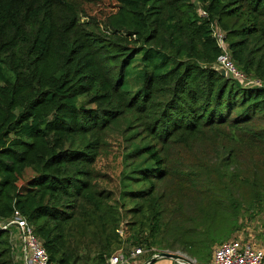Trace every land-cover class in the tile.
<instances>
[{
    "label": "trees",
    "instance_id": "obj_1",
    "mask_svg": "<svg viewBox=\"0 0 264 264\" xmlns=\"http://www.w3.org/2000/svg\"><path fill=\"white\" fill-rule=\"evenodd\" d=\"M95 1L0 0V220L24 217L50 264L134 247L207 262L264 211V86L214 69L211 27L264 81V0H110L82 21ZM110 152L116 189L97 183Z\"/></svg>",
    "mask_w": 264,
    "mask_h": 264
},
{
    "label": "built area",
    "instance_id": "obj_2",
    "mask_svg": "<svg viewBox=\"0 0 264 264\" xmlns=\"http://www.w3.org/2000/svg\"><path fill=\"white\" fill-rule=\"evenodd\" d=\"M199 14L202 17L207 16L206 11L202 8L199 9ZM211 35L220 49L216 64L224 68L226 76L246 85L264 86V81L246 75L234 63L225 32L221 28L213 24ZM0 229L9 231L13 251L16 250V245L19 246L21 252L20 264H50L48 253L42 246L41 240L34 233L28 221L18 212H15L8 219L0 220ZM159 251L153 247L149 249L134 247L128 254L119 252L110 255L103 264H130L139 257L144 258L142 264H145V260L149 255H156ZM16 259L14 258L15 264H17ZM177 261L181 264H188L182 260ZM194 261L197 264H264V248L258 246L255 239L245 236V231L241 230L231 239L215 245L209 261L204 263Z\"/></svg>",
    "mask_w": 264,
    "mask_h": 264
},
{
    "label": "rangeland",
    "instance_id": "obj_3",
    "mask_svg": "<svg viewBox=\"0 0 264 264\" xmlns=\"http://www.w3.org/2000/svg\"><path fill=\"white\" fill-rule=\"evenodd\" d=\"M83 7L86 16L81 17L82 21H90L93 19L100 24L105 16L114 10V3L110 0H97L94 3H86ZM98 166L99 172L101 170L104 176L101 179H98L97 183L104 188L116 189L118 187L117 175L122 168L121 154L120 156L117 153L111 154V152L107 155L103 154L99 159ZM30 175L31 171L27 170L25 172V177ZM23 182L20 181L19 184H22ZM241 219L242 225L244 226L242 230L245 231V236L255 239L256 244L264 248V211L257 212L256 210H249L247 213H244ZM232 237H234V235ZM170 252L181 254L178 251ZM14 258H17V264H20L21 252L18 245H16V250L14 251ZM133 263L134 262H131L130 264Z\"/></svg>",
    "mask_w": 264,
    "mask_h": 264
},
{
    "label": "water",
    "instance_id": "obj_4",
    "mask_svg": "<svg viewBox=\"0 0 264 264\" xmlns=\"http://www.w3.org/2000/svg\"><path fill=\"white\" fill-rule=\"evenodd\" d=\"M214 69H216L222 76H226V72L223 67L218 64L213 65ZM158 258H168L173 260H182L188 264H197L194 260L188 258L187 256L181 255L176 252L170 251H159L156 255H152L145 260V264H150L151 262L157 260Z\"/></svg>",
    "mask_w": 264,
    "mask_h": 264
},
{
    "label": "crops",
    "instance_id": "obj_5",
    "mask_svg": "<svg viewBox=\"0 0 264 264\" xmlns=\"http://www.w3.org/2000/svg\"><path fill=\"white\" fill-rule=\"evenodd\" d=\"M144 261L143 257H139L134 260L133 264H142ZM153 264H181L177 260L168 259V258H158Z\"/></svg>",
    "mask_w": 264,
    "mask_h": 264
}]
</instances>
